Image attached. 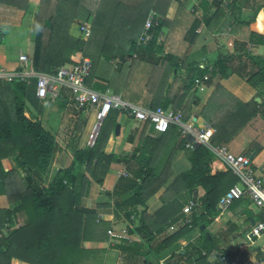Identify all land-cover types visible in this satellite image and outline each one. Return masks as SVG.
<instances>
[{"label":"trees","instance_id":"trees-1","mask_svg":"<svg viewBox=\"0 0 264 264\" xmlns=\"http://www.w3.org/2000/svg\"><path fill=\"white\" fill-rule=\"evenodd\" d=\"M127 1L0 0V4L24 12L22 20H25L28 31L34 37L30 62L37 73L52 74L61 66L71 65V56L80 52L91 61L90 74L86 80L90 89L101 93L109 91L124 101L149 110L171 108L175 113H182L183 121L190 119L192 106L197 103L196 79L204 76H208V81L214 78L227 79L229 75L237 74L254 90L259 91L264 87V57L253 55L250 49L264 46L262 34L252 32L247 42L234 41L231 53L218 54L211 64L195 67L186 66L178 55L165 50L168 39L159 42L164 29L172 30L174 26H183L185 22L188 29L184 35L186 43L183 44L191 45L198 38L196 31L201 23L206 31L215 33L226 11L235 15L249 2L253 3L250 15L255 19L261 10L264 12V0H231L226 6L223 0H212L215 2L212 6L214 12L210 15L208 1L201 0L199 9L194 7L189 12L186 0H178L174 21L166 19L173 0ZM152 11L156 19L146 31L150 39L141 43L145 22ZM258 19L263 20L259 22ZM244 20L246 24L251 22L248 16ZM74 22H90V33L86 40L69 34ZM254 28L264 31L262 12ZM30 96L29 85L0 79V194L7 196L13 206L0 210V264H11L12 259L27 264L104 263L105 249L90 248L85 244L108 241L111 226L98 220L94 210L80 208V200L87 193L89 179L86 175L75 176V166H84L86 173L94 177L99 186H102V177L110 164L124 166L126 176H120L116 181L113 206L127 219L131 216L138 219V226L127 230L129 237L135 233L147 237L146 211L137 213L136 208L141 206L144 209L147 200L166 182L170 184L160 197L165 207L175 204L176 196L201 189L204 193L199 201H191L194 206L190 224L181 221L180 227L162 242L161 249L175 244L192 229H198L206 217H217L220 213L219 199L238 182L229 170L211 174L214 154L203 145L185 149L174 127L165 134L151 136L152 129L145 124L139 130L140 138L130 154H106L107 141L114 133L119 116L118 112L111 111L95 145L74 150L72 163L56 171L52 180L44 186L34 179V175L42 179L48 173L57 143L37 119L25 116L28 110L25 100L29 101ZM66 96L68 94L60 93L56 100ZM72 104L78 108L75 103ZM258 107L260 105L254 101L246 104L240 102L217 84L206 104L194 116L214 130L211 144L218 147L229 143L254 118L264 120V110L260 111ZM135 134L129 135L128 144L134 143ZM263 149L255 146L248 153L253 167L254 159ZM9 157L15 158L21 171L27 174L26 177L21 178L16 171H4L1 161ZM96 168H101V178L95 174ZM14 180L17 185L13 183ZM22 182L25 183V189L18 190ZM105 194L110 195L108 192ZM243 201L240 199L234 204H242ZM198 208L201 210L198 211ZM20 212L26 214L24 226L3 236L5 225H13ZM260 217L264 222V212H261ZM199 249L191 246L192 253L198 256L194 263L205 260L201 256V249L207 253L212 251L211 240L203 236ZM175 257L182 259L180 255L171 256V261ZM172 264L179 262L173 261Z\"/></svg>","mask_w":264,"mask_h":264},{"label":"crops","instance_id":"crops-1","mask_svg":"<svg viewBox=\"0 0 264 264\" xmlns=\"http://www.w3.org/2000/svg\"><path fill=\"white\" fill-rule=\"evenodd\" d=\"M259 1L260 0H255V2ZM127 2L132 3L133 1L128 0ZM185 2L189 12L194 7L199 9L196 0H186ZM208 3L210 4L208 7L211 8L208 14L210 15L214 12L212 6L215 2L208 1ZM252 4L253 3L249 2L247 7L242 8L240 12L235 15L231 14L230 11H226L227 13L219 29L215 33L206 31L204 24L201 23L196 31L198 38L191 45L186 46L183 44L186 43L184 41V35L188 29V24L186 25L185 22L183 26H174L172 30L164 29L159 37V42H165V40L168 39L165 50L172 53H174V51L179 52L181 56L179 57L186 66L195 67L201 64H211L218 54L231 53L233 51L234 41L247 42L252 32L264 35V31H258L254 28L258 15L261 12L264 14V12L261 10L255 19L252 18L250 15V6ZM178 7V0H173L170 3L166 14L167 20H175ZM23 15L24 12L17 8L0 4V28L7 22L15 23L19 26V21L22 19ZM245 16L251 19L249 24L244 23ZM261 20L263 19H258L259 22ZM85 25L90 27V22L82 23L80 26H77L75 23L72 24L69 28V34L78 38L81 35L80 28ZM75 29L78 30V33L75 32ZM250 49L253 55L264 57V46L251 47ZM20 55L25 54L20 52L17 61L9 63V60L6 59L4 49L2 50L0 48V71L8 73L18 72L20 70L27 71L19 61ZM81 55L80 52H76L71 56V60L77 61ZM27 57H31V55ZM35 83L36 77L29 76L27 85L31 88V96L29 101L25 100L26 106L28 107L25 116L33 120L37 119L42 127L54 136L57 143V151L48 173L42 176V179L34 175V179L37 182L46 186L52 180L56 171L67 168L72 163L74 159V150H84L87 148V137L93 122V115L85 110L81 111L80 108H75L69 96L61 97L59 100H54L51 97H47L44 100L37 98L35 96ZM217 84L240 102L246 104L254 101L260 105L257 109L260 111L264 110V87L259 91L254 90L243 78L239 77L237 74H232L229 75L227 79L214 78L207 81L203 91L197 90V103L192 106V115H196L206 104ZM62 102L64 104H60ZM55 113L58 116L57 125L50 126L51 116ZM257 119L264 122L260 117L254 118L229 143L223 145H225L230 152H236L234 154H242L243 151H246L243 155L247 156H249L248 153H251L253 149H255V146L264 148V132L259 133V131L252 128V124H256ZM197 122L201 123L198 120ZM118 124L120 123L118 122ZM138 127L139 126L135 125L134 128L131 127L126 129V127L120 124L119 135L115 136L114 133L111 134L105 147V153L114 155L130 154L132 148L137 145L140 138V129ZM124 129L127 131L123 134ZM136 130L138 133H136ZM64 131H67L68 134L61 135V132ZM131 133L133 135L136 133L132 145L127 142ZM1 163L6 172L16 171L17 175L21 178L27 176L26 173L21 171L14 157L5 158ZM254 163L255 169L264 175V149L254 159ZM100 169L101 168H98L95 171V174L99 177L101 176ZM227 171L228 168L223 159L215 157V160L211 164V174ZM123 173H125V169L122 164H110L107 173L102 177V186H99L96 183V179L86 173L84 166H75L73 172L77 177L86 175L89 179L87 193L80 200V208L94 210L98 220L109 223L111 226V235H109L110 238L108 241L103 243L89 242L85 244V246L90 248L97 247L105 249L103 264H146L147 261L148 264H172L173 261L179 262V264H218L214 260V256L217 252H226L229 255L239 254L245 259L253 261L262 260L264 258V243L259 244L264 237V232L257 238L249 236V232L254 223L261 221L260 216L262 211L255 208L246 199H244L242 204H234L233 202L229 208L220 211L219 215L215 218L211 219L206 217L203 220L205 225V231L203 233H201L199 229L194 228L175 244L161 249V244L166 237L180 227L181 221L190 218V215L185 214L183 209L186 208L193 199H196L197 202L199 201L204 193L201 189H197L194 193L187 191L188 203L183 206H178L175 203L170 205L171 207H165L161 202L160 197L164 192V189H161L147 200L144 209L141 206L136 208L137 213H141L144 210L146 211L144 219L147 225V237L142 236L140 233L139 235L135 233L134 236L129 237L127 235V230L138 226V219L135 216H131L130 219H127L122 212L116 211L113 206V202L116 198L113 194L115 191V184L119 176ZM13 183L17 185L15 180ZM24 189L25 183L22 182L18 186V190ZM105 192L110 193V195L107 196ZM12 207L8 197L0 194V210L11 209ZM230 209L237 211V214L234 212V215L242 217L243 221L250 225L245 231L244 237L235 236L238 225L233 222L232 219V221L227 220L226 223L221 226L220 220L223 217L224 211L226 212ZM199 210L201 209L198 208V211ZM178 218L179 220H176ZM25 221L26 214L24 212L18 213L13 225H5L2 230L3 236H7L12 230L24 226ZM172 221L173 223H170ZM203 236L211 240L213 249L210 253H207L205 249H201V256L205 257V260L194 263L198 256L192 253L191 246H195V248L199 249ZM125 239H127V241H123ZM144 252L146 254L145 256H143ZM251 254H253V256H251ZM179 255L182 256V259L175 257L173 261H171V256ZM16 263L27 264L17 259H12L11 264Z\"/></svg>","mask_w":264,"mask_h":264},{"label":"built area","instance_id":"built-area-1","mask_svg":"<svg viewBox=\"0 0 264 264\" xmlns=\"http://www.w3.org/2000/svg\"><path fill=\"white\" fill-rule=\"evenodd\" d=\"M230 1L223 0V5L226 6ZM155 19V12H150L145 22V31L140 38L141 43H145L150 39V35L146 31L152 26ZM89 28L87 25L80 28L83 39L88 38ZM19 61L27 71L20 70L12 73L0 71V79L6 78L5 81L16 80L27 84L28 77L35 76V96L42 100L47 97L56 100L60 93L68 94L71 101L78 108H84L85 111L93 115V122L87 137V148H92L95 145L101 127L111 111H116L119 115L129 118L141 126L147 124L152 129L151 136L165 134L171 127H174L179 133L185 149L195 145L207 147L215 157L222 158L228 170L237 177L238 182L219 199L218 208L220 211L229 208L234 201L246 199L255 208L264 212V175L252 166L249 156L234 154L225 145L214 147L211 144L214 130L206 122H197L194 115L188 121H183L181 112L175 113L171 109L162 107L154 110L145 109L139 105L124 101L109 91L101 93L90 89L86 85V80L90 74L91 61L82 55L77 61L71 60V65L61 66L52 74L37 73L25 55H20ZM208 79V76H204L195 80V86L198 91L204 90V85ZM120 176L125 177L126 174L123 173ZM193 206L194 204L191 202L183 209V212L190 215ZM184 224L189 225L190 218L184 219ZM262 232H264V222L260 221L254 223L249 236L257 238ZM108 234L110 235L111 232L108 231ZM214 260L218 264H264V258L253 261L245 259L239 254L229 255L226 252H217Z\"/></svg>","mask_w":264,"mask_h":264},{"label":"rangeland","instance_id":"rangeland-1","mask_svg":"<svg viewBox=\"0 0 264 264\" xmlns=\"http://www.w3.org/2000/svg\"><path fill=\"white\" fill-rule=\"evenodd\" d=\"M200 1L201 0H196L197 5L199 4ZM205 1H210L211 2L212 0H205ZM210 11H211V9H210ZM22 19H23V17H22ZM22 19L19 21V26H17V24H15V23L13 24V23L7 22L6 24H3V26L1 27L2 29L0 28L2 30V31L0 30V45H1L0 48L2 50L4 49L6 59L9 60V63L10 62L14 63L15 61H17V58H18V55H19L20 52L25 54V55H27V56H29V55H31V53L33 51L34 37H33L32 33H30L28 31V26H27L25 20H22ZM7 21H10V20H7ZM74 23L77 26H80L82 24L80 22H74ZM75 32L78 33V30L75 29ZM78 38H82L83 39V36L80 35ZM226 52H227V49H226ZM174 53L176 55L180 56L179 53H177L175 51H174ZM28 59H29V61H31L30 57H28ZM3 79L6 80V78H3ZM132 104H134V103H132ZM135 105H137V104H135ZM168 109H171V108H168ZM57 117L58 116L56 115V113L52 114L51 121L49 123L50 126H56L57 125ZM117 120L122 126L126 127V129L131 128V127L134 128L135 125L139 126L138 127L139 129H141V127H142L139 123H137V122H135V121L123 116V115L118 116ZM252 128L254 130H256V131H259V133H263L264 132V122L261 121L260 119H257V123L254 124V125L252 124ZM126 129H124L123 134L126 133V131H127ZM67 134H68L67 131L61 132V135H67ZM245 152L243 151L242 155ZM234 153H236V152H234ZM169 184H170L169 181L166 182L165 186L162 187L161 189H164V192H165V190H166V188H167V186ZM174 202L178 206L185 205L186 203H188V193L184 192L183 194H180L179 196H176V200ZM168 206H170V205H168ZM252 208H253V206H252ZM245 210H247V209H245ZM234 212L237 214V211H233L232 209H230V210H228L226 212L224 211L223 217L220 220V224L222 226V224H225L227 220H230V221L233 220V222H235L238 225V228H237V230L235 232V236L244 237L245 231L248 229V227L250 225L245 223L243 221L242 217H240L238 215H234L235 214ZM204 231L205 230L200 231V232L203 233ZM263 243H264V237L262 238V240L260 241L259 244H263ZM253 254H251V256H253Z\"/></svg>","mask_w":264,"mask_h":264},{"label":"water","instance_id":"water-1","mask_svg":"<svg viewBox=\"0 0 264 264\" xmlns=\"http://www.w3.org/2000/svg\"><path fill=\"white\" fill-rule=\"evenodd\" d=\"M119 133H120V124L117 123V124L115 125L114 135H115V136H118ZM125 156H127V154H125ZM204 228H205V225H204V224L200 225V226H199V231H203Z\"/></svg>","mask_w":264,"mask_h":264}]
</instances>
